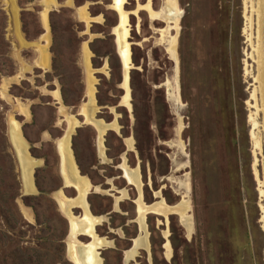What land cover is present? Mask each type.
I'll return each mask as SVG.
<instances>
[{"label":"rangeland","instance_id":"374dc122","mask_svg":"<svg viewBox=\"0 0 264 264\" xmlns=\"http://www.w3.org/2000/svg\"><path fill=\"white\" fill-rule=\"evenodd\" d=\"M177 2L182 9L178 33L164 14L167 0H123L131 51L127 104L114 40L118 13L120 24L122 17L116 0H0V110L20 184L16 203L29 222L25 232L10 230L15 242H38L48 223L64 231L62 258L72 264L65 254L67 219L58 197L72 199L75 189L63 185L56 143L73 118L72 152L91 182L90 209L102 216L94 227L111 241L98 248L103 264H152V247L167 264H264V194L255 174L256 169L264 180V142L260 152L251 135L261 132L262 113H254L251 96L256 63L245 27L247 1ZM53 10L59 13L52 15ZM51 15L59 30L56 58ZM68 18L79 22L72 24L79 39L68 40ZM176 34L177 60L167 49ZM110 59H116L119 71ZM87 90L88 113L96 106L95 117L106 123L115 119L116 127H106L103 139L81 112ZM251 113L258 122L254 127ZM9 117L19 123L38 164L37 190L31 194L22 191ZM136 167L145 203L178 204L184 193L190 203V232L176 212H146L151 258L144 247L132 259L128 255L132 237L135 242L141 233L135 221L140 192L127 173ZM71 208L81 216L78 206ZM78 239L92 240L84 234ZM1 261L13 264L2 249Z\"/></svg>","mask_w":264,"mask_h":264},{"label":"bare ground","instance_id":"6f19581e","mask_svg":"<svg viewBox=\"0 0 264 264\" xmlns=\"http://www.w3.org/2000/svg\"><path fill=\"white\" fill-rule=\"evenodd\" d=\"M246 1H247L246 9H248L249 12L246 15L247 23L245 27L247 28L246 29L247 36L251 43V49H252L251 55L253 56L254 61L256 63V72H255V75H253L256 84L252 89L251 96L254 99V107H255L254 113L257 114L258 111H261L262 113L261 126L259 125L261 127V132L260 131L252 132L251 135H252L254 147L260 151L261 143L262 141L264 142V0H246ZM122 3H123V0H116V5L122 15L121 24L119 28L120 50H121L123 59L128 67L129 63L131 62L130 61L131 51L129 47V42L127 41V36H128V28L126 27L127 20H128L127 13L122 9ZM155 12L156 11L154 12L151 11L152 13L151 15L156 16L158 13L157 12L155 13ZM164 14L168 19L170 18L172 20V22L174 23V27L178 33V30H179L178 20L182 14V9L179 6L177 0H167V3L164 6ZM176 36L177 34L175 36L170 37L171 39L168 43L167 49L169 53L173 55V58L177 60ZM127 78L128 77L125 73L124 87H125L126 92L124 95V102H126L127 104H130V101H129L130 95H129V87L127 84V80H128ZM168 94H171V93L169 92ZM178 98H179V95H178ZM255 116L253 113L250 114V117L252 118L253 127L258 124L257 120L255 119ZM12 122L14 123L15 127L18 129V133L20 135L21 130L19 129V123L14 120ZM21 138L25 141L23 136H21ZM128 141H129V145L132 146L133 139L130 138ZM69 148L70 147H69L68 139L66 141L64 140L62 142L63 153L64 154L66 152L69 153L70 152ZM255 148L253 150H255ZM256 159L257 158L255 157V161ZM35 163L37 164L36 160H35ZM74 171H75L74 173L75 174V186L79 190V195L77 197H73L71 200H74L76 204L80 205L83 208L84 212H83V215L80 217L72 214V218L77 219V222H75L76 225L82 224L83 228L89 229V233L92 235V240L84 244V248L81 249V251L78 253V263L79 264H103L102 257L99 254L98 248L101 246H106V245L111 244V241L108 240L106 237L100 236L96 232V230H93V227L95 226L97 222L101 220L102 216H96L93 212L89 211L88 201L85 199V192H87V189L90 187V182L87 176L77 174L76 169H74ZM127 173H128L130 180L138 187L139 192H140L139 202L141 206L140 207L141 214L138 220L141 226V233H139L138 237L135 239V246H137L138 248L139 247L148 248V245H149L148 231H147V226H146L145 219H144V215L146 212L152 211V212L162 214L164 216L169 215V213L176 212L181 216V221L186 226L188 231L190 232L192 230V216L189 213L190 203H189V198L187 197L188 193L182 194L183 198L178 204H174V205L168 204L164 201V199L155 201L151 204H147L142 199V191H141L142 181L140 177L139 168L136 167L132 170L128 169ZM257 173L258 172L255 169V174H256V177L259 183V192L261 195H263L264 194V187H263L264 180L260 179ZM182 183L184 187L186 188V191L185 190L184 191L188 192L187 190L189 189V182L187 181V179L184 180ZM30 188L31 190H33L35 187L32 184ZM167 248L169 249L167 255L170 256L171 249H170L169 244H167ZM134 254H136V251L134 248H132L130 250V253L128 254L129 258L132 259L133 256H135Z\"/></svg>","mask_w":264,"mask_h":264},{"label":"trees","instance_id":"16d2710c","mask_svg":"<svg viewBox=\"0 0 264 264\" xmlns=\"http://www.w3.org/2000/svg\"><path fill=\"white\" fill-rule=\"evenodd\" d=\"M0 11L2 13V10ZM57 13L59 11H52V15ZM52 15L51 50L54 52V58H56L55 51H57L59 30L56 28V20L52 18ZM74 23L78 24L79 22L68 18L64 27L70 36L68 40L71 41L79 39L77 31L72 26ZM114 23L111 22V24ZM106 53L108 52H104V54ZM110 66H115L117 71L120 70L116 59H110ZM9 147L10 144L5 130V121L0 110V249H2V253L7 251V254H10L13 258V264H70L66 259L62 258L61 244H63L62 237L64 231L61 230V232H58L56 228L54 229L48 223H45V228L46 231L48 230V233L43 231L38 234L40 237V239H37L38 242L23 243L22 238L21 241L20 239L17 242L14 241L13 232L11 233L10 230L16 228L20 231L19 233L25 232L23 225L29 224V222L22 217L16 203V197L20 194V184L17 172L14 169L12 153L8 149ZM43 192L44 190L40 188V193ZM168 200L170 201V199ZM91 206L93 208V205ZM58 217L63 221L64 218L61 215H58ZM152 259V264H167V261L162 256H159L153 247ZM0 264L4 263L1 261Z\"/></svg>","mask_w":264,"mask_h":264},{"label":"water","instance_id":"95a60500","mask_svg":"<svg viewBox=\"0 0 264 264\" xmlns=\"http://www.w3.org/2000/svg\"><path fill=\"white\" fill-rule=\"evenodd\" d=\"M13 1V0H12ZM115 6V5H114ZM113 6V7H114ZM115 8V7H114ZM116 9V8H115ZM117 10V9H116ZM120 24V15L118 13V19H117V23L114 27V33H115V43H116V52L117 55L122 63V69H123V79H124V74L126 73L127 77H128V71H127V64L125 63L122 53L119 49V45H118V35H117V27ZM89 87V86H88ZM92 100L90 99V94H89V90H87V103L84 104L81 108V112L84 115V120L87 121L89 120V122H94V125L97 128V132H98V137H101L103 139V133L106 129V127H116V123H115V119L109 123H106L105 121H103L100 118H97L94 116V110L96 108L95 106V102H93V105L95 106L94 109H92V113H88L89 107H91L90 102ZM93 101H94V96H93ZM91 112V111H90ZM73 120V118H72ZM72 120L70 121V124L68 126V129L66 131V133L60 137L56 143V148L59 154V164H60V173L63 179V185H70L75 189V194L73 195V197H77L79 195V190L78 188L75 186V171L74 169L77 170V174L79 175H84L83 173L80 172V169L75 161L73 152H72V148L70 145V133L71 131L74 129V126H72ZM19 129L21 130V127L19 125ZM8 136H9V140L13 149V152L16 156V160L18 163V169H19V173H20V180H21V186H22V191L24 194H31L34 193L37 190V187L35 185V181H34V170L35 167L38 165L35 163V156L31 154L30 149H29V143L28 141H24L21 136H24L22 134V130H21V134L19 135L18 133V129L15 127L14 123L11 121L10 117L8 118V130H7ZM68 135V141H69V153H63L62 150V141L65 139V135ZM37 158V157H36ZM123 168V166H122ZM123 177L126 178L125 175V171L123 168ZM88 178V177H87ZM89 180V178H88ZM90 182V180H89ZM34 185V189L31 190L30 186ZM91 185V182H90ZM30 188V189H29ZM89 188L87 189V192H85V199L87 200V193H88ZM138 194V191H137ZM72 197V196H71ZM72 197V198H73ZM137 197V195H136ZM135 197V198H136ZM60 197H58V204L59 207L62 209V211L64 212V215L67 219V233H66V240H65V254L68 257L69 261H71L72 264H79L78 263V253L81 251V249L84 248V244H86V242H82V241H78V235L79 234H84L86 235L89 239H92V235L89 233V229H85L83 228L82 224L76 225L75 222H77V219L72 218V206H78L80 208V215H83V208L76 204V202L74 200L71 199H59ZM135 198L133 199V201L135 202ZM88 201V200H87ZM136 204V202H135ZM88 208L89 211H91L90 209V205L88 202ZM146 214V213H145ZM138 209H137V205H136V217H135V221L137 222V228H138V232L141 231L140 228V224L138 222ZM144 219H145V215H144ZM146 223V221H145ZM147 226V224H146ZM93 230H95V227H93ZM132 242L130 247L134 248L135 251L138 250V247L135 246V242L133 241V237H132ZM149 240V239H148ZM147 252L149 254V258H151V254H150V243L148 245V249Z\"/></svg>","mask_w":264,"mask_h":264},{"label":"crops","instance_id":"0c3cea01","mask_svg":"<svg viewBox=\"0 0 264 264\" xmlns=\"http://www.w3.org/2000/svg\"><path fill=\"white\" fill-rule=\"evenodd\" d=\"M78 4H79V3H78ZM78 4H77V5H78ZM46 12H47V11H46ZM42 21H43V20H42ZM42 23H43V22H42ZM43 24H44V23H43ZM47 25H48V19H47ZM44 26H45V24H44Z\"/></svg>","mask_w":264,"mask_h":264},{"label":"flooded vegetation","instance_id":"af4514ba","mask_svg":"<svg viewBox=\"0 0 264 264\" xmlns=\"http://www.w3.org/2000/svg\"><path fill=\"white\" fill-rule=\"evenodd\" d=\"M134 202V201H133Z\"/></svg>","mask_w":264,"mask_h":264}]
</instances>
